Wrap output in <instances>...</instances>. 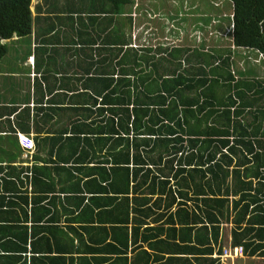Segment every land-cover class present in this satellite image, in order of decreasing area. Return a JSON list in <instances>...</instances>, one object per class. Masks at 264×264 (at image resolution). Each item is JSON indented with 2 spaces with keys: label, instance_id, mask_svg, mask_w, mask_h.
<instances>
[{
  "label": "trees",
  "instance_id": "16d2710c",
  "mask_svg": "<svg viewBox=\"0 0 264 264\" xmlns=\"http://www.w3.org/2000/svg\"><path fill=\"white\" fill-rule=\"evenodd\" d=\"M228 1L232 46L257 53L264 64V0ZM31 2L0 0V61L8 52L4 40L27 41L34 32L41 39L36 50L48 45L33 29ZM76 2L68 18L82 22L87 15L94 42L107 43L108 56L120 55L113 65L118 79L115 72L87 78V106L72 109L84 119L41 140L51 146L46 158L34 156L42 166L31 168V180L42 196L31 201V213L45 225L69 216L76 253L101 255L98 264H220L211 256L217 246L222 254L223 223L231 225V247L264 257V108L251 109L264 100V78L250 70L235 78L231 58L244 54L232 49L136 50L131 17L121 15L133 0ZM27 118L24 110L16 122L21 133L30 131ZM17 193L15 187L12 197ZM50 193L65 197L60 210L50 201L52 213L40 206ZM82 242L88 253L79 250Z\"/></svg>",
  "mask_w": 264,
  "mask_h": 264
},
{
  "label": "crops",
  "instance_id": "0c3cea01",
  "mask_svg": "<svg viewBox=\"0 0 264 264\" xmlns=\"http://www.w3.org/2000/svg\"><path fill=\"white\" fill-rule=\"evenodd\" d=\"M133 1L134 3L131 5L133 11L128 12L123 8L121 15L123 18L131 17L132 39H136L133 36L135 33L134 24L138 21V17L139 20L142 18H140L141 16L137 11L136 0ZM73 4L77 5L76 0H32L30 10L34 18L33 29L36 27L40 34L42 32L46 36L48 43V45H44L46 48L36 50L41 45V39H37L34 32L28 37L27 41L17 37L3 41L8 47V52L3 59L9 56L12 49L13 52L20 54L22 58L16 62V65L19 64V68H8V65H4L2 62L3 59L0 61V264H98L99 262L95 263L94 259L102 257L101 255H79L76 253V235L73 231L67 229L69 224L66 223V218H69V216H61L60 220L54 225L52 223L45 225L40 220V213H31L33 208L31 201L33 198L42 196L38 191H35L38 188L34 186L33 189L32 185L31 168L42 166V162H34V156L46 158L48 147L51 146L47 142L44 146V144H41V140L59 132L57 130L62 129L59 126L64 125V123L69 124L70 121L75 119H84L76 115H81L79 112L76 113L72 109L87 106L88 98L84 95L87 92L85 90L87 78L93 76L108 77V75L112 76L111 73L115 72L116 75L113 78L118 79L116 72L118 68L116 67L113 70V65L120 58V55L119 57L117 55L110 57L107 55V43L94 42L95 30L87 20V15L84 14V21L82 22H79L75 15L72 21L68 18L70 17L69 7ZM157 13L152 15L155 16L154 18L158 17V21H161V15L159 17ZM147 17L149 18V13ZM169 20L173 21L171 16ZM123 21L120 20L122 24ZM163 27L165 30V22ZM229 40L231 41V38ZM164 41L167 42V45L159 44L164 50L186 46V41L180 40L179 37L172 39L170 34L164 37ZM208 41L212 40L206 41L205 39V42ZM196 45L197 42L195 41L193 46L187 47L192 51L199 50L202 52L203 48H197ZM142 46L148 47L146 45H136L135 41L132 45L136 50ZM218 49L220 48L206 46L204 51L213 54V50ZM227 49H232V51L241 55L244 54L243 58H231L230 69L235 78L241 77L240 73L250 70L247 67L251 66L256 70L258 69L255 66L257 64L256 58L260 59L261 56L257 53L252 51L245 53L244 50L236 49L233 46ZM235 53L231 52V55ZM108 59H114L111 61L112 64ZM94 61H97V65L92 66ZM241 65L246 68L245 72L242 68H237ZM251 75L259 77L255 72ZM7 88H13L17 91L16 93H10L7 97ZM58 108H61V111L55 114H52L53 111H47L48 109ZM255 108H264V100L260 99L255 107H251V109ZM24 110L26 116H28L30 130L27 134L21 133L19 125L16 124L17 120L20 121L19 115ZM51 114L54 116L53 118H49ZM27 119L25 123H27ZM247 119L251 121L250 116ZM35 124H38V130L35 129ZM14 125L20 131L14 129ZM23 137L31 142L30 148H24L22 145ZM38 144L42 145V148H39ZM8 173L12 175V178H6ZM16 175L18 178L15 177ZM5 182H9L11 188H13L11 192H9V184ZM55 183L57 191L60 190L61 186L59 184L61 182L56 181ZM15 187L18 193L16 194L17 197L13 198ZM53 197H55L54 200L51 199ZM64 199L65 197L61 193H50L40 206L48 208L52 213L55 207L56 210H60V207L65 204ZM50 201L54 202L55 207L50 204ZM51 213L48 214V218L51 217ZM33 215L34 220H32ZM224 224L226 223L221 224L219 237L222 252L225 249L230 250L233 248L230 246V232L227 235L228 242L225 245L223 244L222 232L224 230L222 231V228ZM72 226L75 227L76 225L72 224ZM25 236H27L26 242H24ZM44 237L50 239V250H48L49 244ZM82 248H85L83 242L79 245V250L81 251ZM217 248L218 246L214 247L213 254L217 253ZM16 251H19V253ZM81 252L88 253L89 251L85 249ZM33 256L37 258L35 260L31 259ZM130 256L128 255L129 258ZM226 257L228 256L215 259H219L220 264H240L241 261L242 264H246L244 262L245 258H249L252 261L251 264H264V257H247L244 255L243 249L242 255L236 258L230 260ZM164 261L149 264H167ZM168 264L198 263L191 259L188 262L174 261Z\"/></svg>",
  "mask_w": 264,
  "mask_h": 264
},
{
  "label": "rangeland",
  "instance_id": "374dc122",
  "mask_svg": "<svg viewBox=\"0 0 264 264\" xmlns=\"http://www.w3.org/2000/svg\"><path fill=\"white\" fill-rule=\"evenodd\" d=\"M138 5L137 11L140 14L141 20L135 22V33L132 39L137 44L151 46L152 48L158 47L159 44L167 45L164 41V37L168 34L172 36V39L179 37L180 40L186 41V46H193L195 41L197 42V48H206V46L217 47L220 49H227L232 46L230 38L231 32V5L228 0H136ZM180 4L183 7L179 6ZM196 7L197 10L195 9ZM201 7H203L201 9ZM158 8V15H161V21H158V17L154 18L151 13ZM132 12L133 8L131 6L125 7V11ZM196 10V13L194 12ZM149 13V18L147 17ZM145 14V15H144ZM156 14V16H157ZM174 15V21H170V16ZM166 23V29L164 30V22ZM138 23V26H137ZM163 27V28H162ZM167 30V32H166ZM168 33V34H166ZM164 34H166L164 36ZM207 40H212L205 42ZM199 40V41H198ZM238 53V52H237ZM235 59L237 57L233 56ZM21 55L17 52H10L6 59H3L4 65H8V68H19V64L16 65L17 60L21 59ZM257 64H255L258 69L253 67H247L253 73L259 77L264 78V64L262 59L256 58ZM260 64L262 68L260 69ZM237 68H242L246 71L244 66H237ZM8 97L10 93H16L17 90L13 88L6 89ZM67 123L59 126L60 128L65 127ZM69 124H67L68 126ZM59 128V129H60ZM22 143L24 144V137L22 138ZM29 148L31 147V142L28 141ZM222 228V241L225 245L228 242V234L230 232L231 225L224 224ZM222 244V245H223ZM245 258V257H244ZM246 264H251L252 261L245 258ZM243 262L241 261L240 264Z\"/></svg>",
  "mask_w": 264,
  "mask_h": 264
},
{
  "label": "built area",
  "instance_id": "2783aa9c",
  "mask_svg": "<svg viewBox=\"0 0 264 264\" xmlns=\"http://www.w3.org/2000/svg\"><path fill=\"white\" fill-rule=\"evenodd\" d=\"M26 139V138H25ZM26 140H28V139H26ZM23 145V144H22ZM24 148H26L25 146H24ZM231 248V247H230ZM216 253V252H215ZM239 255H242V248H240V247H233V248H231L230 250H227V249H225V250H223V252H222V254L221 255H218L217 253L216 254H213L211 257L213 258V259H215V258H222V257H224V256H228V257H226V258H230V260L232 259V258H236V257H238Z\"/></svg>",
  "mask_w": 264,
  "mask_h": 264
}]
</instances>
